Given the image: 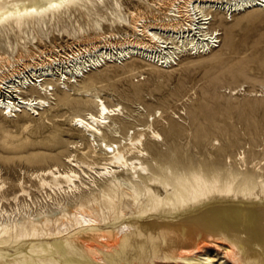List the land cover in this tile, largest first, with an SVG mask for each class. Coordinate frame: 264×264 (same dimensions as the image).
<instances>
[{
    "label": "bare ground",
    "instance_id": "obj_1",
    "mask_svg": "<svg viewBox=\"0 0 264 264\" xmlns=\"http://www.w3.org/2000/svg\"><path fill=\"white\" fill-rule=\"evenodd\" d=\"M126 2L0 0V114L49 121L70 111L67 127L52 122L39 142L50 154L30 173L41 197L19 180L9 209L0 202V244L27 240L0 248V264H264V163L223 146L193 157L158 107L108 103L86 77L106 62L168 69L186 51L210 52L222 14L264 0ZM54 30L69 39L61 51L43 41Z\"/></svg>",
    "mask_w": 264,
    "mask_h": 264
},
{
    "label": "rangeland",
    "instance_id": "obj_2",
    "mask_svg": "<svg viewBox=\"0 0 264 264\" xmlns=\"http://www.w3.org/2000/svg\"><path fill=\"white\" fill-rule=\"evenodd\" d=\"M131 2L126 5L133 7L136 0ZM260 8L233 13L231 19L229 14L226 19L222 14L225 21L219 25L216 42L219 45L200 55L186 51L168 69L133 58L123 64L106 62L86 77L108 103L119 101L126 108L140 111L142 107H158L162 113L156 119L167 124L171 117L176 122L178 142L193 157H214L216 147L223 146L231 155L244 150L246 158L263 164L264 7ZM104 27L111 28L109 24ZM49 36L50 41L43 39L47 46L52 45L59 51L60 46L66 48L69 41L66 35L54 30ZM128 87H140L143 91L140 95H124L122 90ZM69 112L49 121L37 116L5 118L0 114V180L5 182L3 192L8 197L0 201L3 207L9 209L13 203L10 197L19 188V180L30 188L33 197L34 194L41 197L32 186L30 173L50 158V154L39 142L49 138L52 122L58 121L67 127L64 118ZM73 139L76 138L63 136V140ZM19 199L22 201L24 196ZM27 201L30 202L28 198ZM31 206L38 209L37 204L31 203ZM26 242V239L10 238L0 248L13 251Z\"/></svg>",
    "mask_w": 264,
    "mask_h": 264
}]
</instances>
